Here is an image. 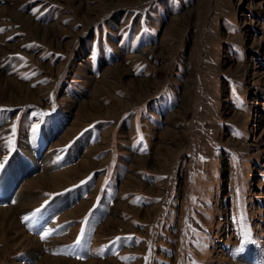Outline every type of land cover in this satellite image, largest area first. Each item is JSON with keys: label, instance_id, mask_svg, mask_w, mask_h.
<instances>
[{"label": "rangeland", "instance_id": "1", "mask_svg": "<svg viewBox=\"0 0 264 264\" xmlns=\"http://www.w3.org/2000/svg\"><path fill=\"white\" fill-rule=\"evenodd\" d=\"M0 163V264H264V0H0Z\"/></svg>", "mask_w": 264, "mask_h": 264}, {"label": "bare ground", "instance_id": "2", "mask_svg": "<svg viewBox=\"0 0 264 264\" xmlns=\"http://www.w3.org/2000/svg\"><path fill=\"white\" fill-rule=\"evenodd\" d=\"M13 94V93H12ZM29 163V162H28ZM29 166H25L21 172L18 173V175L20 176V178L29 172ZM13 174V173H12ZM16 174V178H13L11 180H14L15 182L18 181V176ZM22 175V176H21ZM54 179V175H46V174H39L36 178H33V179H30V182L31 183H34V184H41V183H46L48 180H53ZM10 180V179H8ZM10 180V181H11ZM5 182V181H4ZM54 184V183H53ZM58 185L60 186V184L58 183ZM56 186V185H55ZM25 188L22 189L21 191L19 192H16L15 191V198L16 200L18 201V204L15 208H8V209H3V208H0V213H4V216L9 218V221H11L12 223H16V218H15V211L16 212H24L26 211V209L29 208V201L34 198V194H32L31 192L27 191L26 188H27V185L24 186ZM57 187V186H56ZM9 191L11 192V190H8L6 191V196L10 195L8 194ZM63 202V201H62ZM74 213V212H73ZM65 215V214H64ZM5 221V220H4ZM3 222V220H2ZM4 223V222H3ZM18 227L21 228V237H23V239L21 240L22 243H25L27 244V247H29L30 251L32 250L33 252H30V257L32 259H34L36 264H61L59 262V259H56L55 257H51V256H48V255H44L40 260H38L37 258V254L36 252L40 251V244L39 242L34 238L32 237L33 235L29 234L26 230L23 229L22 226H20L19 224H17ZM20 237V236H19ZM41 253V251L39 252ZM40 256V255H39ZM246 256V255H245ZM250 257V256H248ZM248 257H244L243 259L241 258V264H249L248 262ZM63 264V263H62Z\"/></svg>", "mask_w": 264, "mask_h": 264}, {"label": "snow or ice", "instance_id": "3", "mask_svg": "<svg viewBox=\"0 0 264 264\" xmlns=\"http://www.w3.org/2000/svg\"><path fill=\"white\" fill-rule=\"evenodd\" d=\"M40 128V125H35L34 127H33V133H35L38 129ZM141 139H142V137H141ZM7 161V157L5 158V162ZM4 167H5V164L4 163H0V170H3L4 169ZM238 191V190H237ZM33 215V217L36 215L35 213H33L32 214ZM24 219H25V221H27V220H29L30 219V217H24ZM82 233H83V229H82ZM52 234V229H48V230H46L43 234H42V239H46L49 235H51ZM119 239V238H118ZM80 243V241L79 240H77L76 241V244L78 245Z\"/></svg>", "mask_w": 264, "mask_h": 264}, {"label": "crops", "instance_id": "4", "mask_svg": "<svg viewBox=\"0 0 264 264\" xmlns=\"http://www.w3.org/2000/svg\"><path fill=\"white\" fill-rule=\"evenodd\" d=\"M0 195H2L3 196V194H2V192H0ZM43 219H46V216H45V218H43ZM27 221H29L28 223H29V226L31 227L32 225H36V226H44L45 225V220H43L42 221V219L41 218H39V219H36L35 220V218L34 217H31V219H29V220H27ZM53 223V222H52ZM24 224V223H23Z\"/></svg>", "mask_w": 264, "mask_h": 264}]
</instances>
